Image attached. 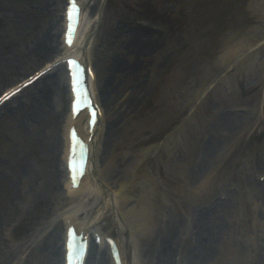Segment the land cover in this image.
Returning <instances> with one entry per match:
<instances>
[{
  "label": "rangeland",
  "instance_id": "374dc122",
  "mask_svg": "<svg viewBox=\"0 0 264 264\" xmlns=\"http://www.w3.org/2000/svg\"><path fill=\"white\" fill-rule=\"evenodd\" d=\"M214 1L219 9L211 16L189 0H85L88 19L95 9L102 16L91 51L105 108L101 175L112 185L121 182L119 169L105 166V157L126 131H136L132 145L163 143L191 116L193 130L206 134L210 152L205 209L213 216L208 215L210 228L203 235L210 242L199 245L202 234L192 222L204 204L197 197V179L187 184L195 195L192 205L165 198L159 243H169L170 264H189L191 258L193 264H264V181L257 179L264 172V0ZM64 4L0 0V92L60 52ZM152 6L162 18L151 14ZM147 30L157 38L140 40ZM102 34H109L106 45ZM105 50L114 53L112 64L102 62ZM189 55L194 60L186 70ZM62 77L57 91L41 84L0 109V264L62 262L57 225L60 212L71 205L67 201L60 208L61 126L69 99L65 71ZM240 105L249 110L237 111ZM221 118L234 122L222 124ZM197 162L195 152L193 167ZM91 213L88 206L82 216ZM107 216L100 225L122 234V222L112 221V211ZM143 252L148 255L146 247ZM103 256L94 249L88 263L108 264ZM158 256L157 250L149 257L138 252L135 261L158 264Z\"/></svg>",
  "mask_w": 264,
  "mask_h": 264
},
{
  "label": "bare ground",
  "instance_id": "6f19581e",
  "mask_svg": "<svg viewBox=\"0 0 264 264\" xmlns=\"http://www.w3.org/2000/svg\"><path fill=\"white\" fill-rule=\"evenodd\" d=\"M189 1L192 7L197 8V10L201 12L209 13L211 16L219 9V4L214 0ZM81 2L83 1L81 0ZM101 18V11L96 9L92 19H90L86 27L84 26L83 30H81L83 25L82 22L74 46L70 49L63 45L62 49L65 51V54L76 53L82 55L86 59H90L91 48L95 41L94 34L97 27L100 25ZM201 26V19L195 21V28L199 30ZM108 35L109 34L105 37V35L102 34V45L108 43ZM154 38H157V35L150 30L145 31L144 34L140 36V40L143 41ZM230 38L231 36L228 39ZM99 50L102 52V48H99ZM138 52L143 54L142 45L141 49H138ZM231 56L232 55L229 57ZM102 57V62L104 64H112L114 53L111 51L110 54L109 50H105ZM193 60V55H189L186 58L184 62V68H186V70ZM92 63L96 74V82L94 83L93 91L97 101H99L97 83L99 78H101V72L97 70L94 62ZM62 74L63 72L60 70V76ZM53 75L54 74H50L49 76H52V81H55L54 83L58 86V83L61 84L60 76L58 74L53 78ZM191 121L192 118L188 117L181 128L172 132L163 143L147 144L145 141H139L135 145H132V137H134L136 131L135 129L134 131L130 129L124 133L125 135L123 134L111 144L112 146L109 148L110 150L107 154L103 146V154H106L105 166L117 167L122 179L121 182L116 184L114 189L110 185V187L108 186L106 197H101L86 184L83 185L81 191L76 192V194H71V192H69L67 195L64 191L63 196L65 198L68 200L72 199L74 202L76 201V205H74L73 208L79 213L83 211L86 205L92 204V210L95 215H90L87 218L83 217L81 219L82 226L88 227L96 224L99 219L106 215L109 209L113 210L115 218L122 221V235L126 234L125 239L121 237L120 240L125 264H137L135 258L138 252L139 255L149 257L155 250L159 252L158 264H170L169 258L167 257L168 249L166 248L168 243H159V235L163 230L164 210L168 207V200H172L177 205L179 203V205H192L195 195L193 189L188 187V181L200 179L201 194H197V197L201 203H204L203 208L198 210L197 215L193 216L192 222H195L198 228L197 232H201L200 234L202 235L205 234V230L210 226L206 219L209 212L205 209L206 196L208 194L206 171L208 169L210 152L207 143L203 145L201 143L203 133L201 131L195 133L190 124ZM227 121L228 119L224 118L222 122ZM101 127L102 125L100 124L93 143L99 142L102 138ZM179 136L181 140L178 139ZM196 139H198L199 142L200 157L194 168L192 163L194 162L193 152ZM118 146H121V150L119 151L116 150ZM99 158L98 155V160ZM96 161L97 155L94 153L89 172L94 176H99L100 173L96 166ZM165 198H168V200H165ZM58 227H60L59 224ZM55 235L57 236V230ZM209 240L210 239L206 241L203 238H199L198 242L200 246H206V244L210 242ZM131 246L137 251H135V258ZM144 247H146L148 255L144 254ZM190 253L191 250H189L186 256L188 257ZM108 260L109 262L111 261L110 255L108 256ZM189 264H193L192 258Z\"/></svg>",
  "mask_w": 264,
  "mask_h": 264
}]
</instances>
